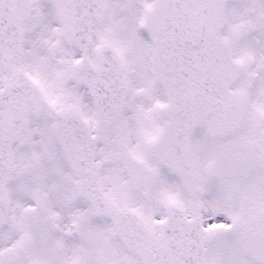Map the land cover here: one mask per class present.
<instances>
[{"label":"snow or ice","instance_id":"obj_1","mask_svg":"<svg viewBox=\"0 0 264 264\" xmlns=\"http://www.w3.org/2000/svg\"><path fill=\"white\" fill-rule=\"evenodd\" d=\"M0 264H264V0H0Z\"/></svg>","mask_w":264,"mask_h":264}]
</instances>
